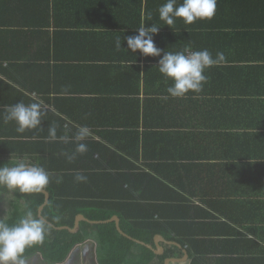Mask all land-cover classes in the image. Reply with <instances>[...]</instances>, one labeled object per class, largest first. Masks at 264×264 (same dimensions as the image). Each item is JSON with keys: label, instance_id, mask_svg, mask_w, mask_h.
Here are the masks:
<instances>
[{"label": "crops", "instance_id": "0c3cea01", "mask_svg": "<svg viewBox=\"0 0 264 264\" xmlns=\"http://www.w3.org/2000/svg\"><path fill=\"white\" fill-rule=\"evenodd\" d=\"M241 1L217 0L211 20L185 25L178 18L170 27L159 19L166 0H0V17H14L25 27L21 30L31 25L35 12L42 18V33H32L34 41L24 42L25 51L19 45L12 50H22L16 54L25 64L32 57L41 61L24 72L25 80L39 77L43 97L32 98L42 102L45 114L49 110L77 128L87 126L90 136L113 149L128 146L125 159L137 170H147L149 162L164 165L157 175L170 178L172 188L195 208H210L215 200L219 207L229 201L242 206L246 198L253 202L251 209L233 210L234 219L264 227V13L256 18L260 4L249 2L250 18L244 20ZM152 24L161 27L154 40L164 51L187 54L196 47L213 58L224 54L223 62L205 70L208 79L199 93L164 99L172 81L159 72V58L129 52L123 38L116 48L118 37ZM52 124L44 118L37 129L18 133L14 121L0 119L2 159L34 164L30 152L44 145ZM250 192L254 197L246 195ZM244 236L246 249L231 243L225 256L206 253V263L264 264V233L245 231ZM240 239V234L232 237ZM70 259L99 264L97 243L88 239L77 245L62 264ZM26 264L51 263L37 254ZM171 264H191L189 254Z\"/></svg>", "mask_w": 264, "mask_h": 264}, {"label": "trees", "instance_id": "16d2710c", "mask_svg": "<svg viewBox=\"0 0 264 264\" xmlns=\"http://www.w3.org/2000/svg\"><path fill=\"white\" fill-rule=\"evenodd\" d=\"M249 2L260 4L256 9V18L258 14L264 13V0H243L240 4H243L244 20L250 18L252 8ZM247 10L250 11L248 16ZM38 15L39 13L35 12L29 18L31 25L26 30H21L20 27L23 26L9 14L0 17L1 120H4L3 117L6 115L5 106L18 101L30 104L34 102L32 98L34 94L43 97L41 83L39 86L37 84L39 77L25 80L24 72L27 68L34 71L35 65H40L41 61L36 62L35 57H32L29 59L31 63L25 64L26 62L21 60H26L16 54L25 51L24 42L30 41L33 34L42 33L40 29L42 25L38 23L42 22V18L37 17ZM202 36L203 34H198L197 40H202L200 39ZM244 36L247 38L246 34ZM249 37L252 39L251 35ZM18 45L22 50H12V47ZM193 49L199 51L196 47ZM175 50L178 48L175 47ZM13 71L20 72L23 80H19ZM42 111L44 113L42 119L48 118L53 123L58 137L67 136L73 139L67 143L59 139L51 141L46 133L44 145L37 146L36 149L34 146L30 152L35 156L34 164L41 165L51 174L50 183L44 189L49 193L50 200L42 212V216L48 222L45 223L49 226V233L43 244L26 249L25 259L39 254L48 263L62 264L77 245L92 239L97 243L99 264H165L166 259L184 257L183 250H187L191 264H207L206 253L214 251L217 255L225 256L231 243L239 242L246 249L242 242L245 231L254 235L264 233L262 225L246 224L234 219L235 210L248 212L251 209L250 205L253 202L246 198L242 206L240 201L233 203L229 201L224 206L221 202L222 206L219 207L216 205L218 200H215L210 204V208H195L189 204L186 194L172 188L170 178L157 175L164 165L149 162L147 170H137L135 162L125 159L130 155L124 149L128 146L119 144L113 149L97 141L93 136L82 141L87 145V151L83 154L77 153L75 151L77 142L74 140L77 127L52 111L47 110L45 114L43 106ZM21 151L26 153L27 148ZM2 158L0 155V165H12ZM77 174L86 176L87 179L77 181L75 179ZM0 188L2 194L9 195L10 206L7 212L9 216L5 218L0 213V219H5L9 224L16 223L24 214L25 205L40 218L38 210L45 202L43 193L22 194L18 191L11 192L5 187ZM261 191H264V188H261ZM246 195L254 197L251 192ZM235 206L238 208L234 209ZM260 212L264 213V210ZM80 214L91 221H107L117 216L121 229L134 240L155 248V236L161 235L166 241L177 243L181 248L174 244L162 243L165 253L156 255L146 246L122 236L114 222L102 224L82 222L80 231L76 234L55 228L73 229L75 219ZM236 234L241 235L240 240H232Z\"/></svg>", "mask_w": 264, "mask_h": 264}, {"label": "clouds", "instance_id": "9594fccd", "mask_svg": "<svg viewBox=\"0 0 264 264\" xmlns=\"http://www.w3.org/2000/svg\"><path fill=\"white\" fill-rule=\"evenodd\" d=\"M217 0H166L158 9L159 19L167 26H173L176 19H182L185 25H191L198 20H211L216 12ZM161 27L155 24L141 26L135 29L132 35H123L116 40V48L122 47V38L126 48L131 53H139L143 57H158L159 72L168 80L171 86L166 89L168 96L173 98L184 97L189 92L199 93L208 77L204 74L206 69L219 65L224 61L222 52L213 58L207 50L187 52H167L157 47L154 35L158 34ZM42 102L35 100L30 104L18 101L5 106V121H14L18 133L34 130L41 126ZM91 135L87 126H79L74 136L77 142L75 151L83 154L87 145L82 141ZM48 139H57L67 143V136H57V129L50 125ZM71 159V157H69ZM51 174L38 164H28L24 161L13 162L11 166L0 165V187L22 194L40 193L50 183ZM77 181H85L86 176L77 174ZM49 233V226L44 220L38 218L32 209L25 205V212L20 219L9 224L5 219H0V264H26L24 253L26 249L44 243Z\"/></svg>", "mask_w": 264, "mask_h": 264}, {"label": "water", "instance_id": "95a60500", "mask_svg": "<svg viewBox=\"0 0 264 264\" xmlns=\"http://www.w3.org/2000/svg\"><path fill=\"white\" fill-rule=\"evenodd\" d=\"M40 193H43L44 195H45V202L43 203V205H41L40 206V208H39V210H38V215H39V217L42 219V220H44L46 223H48L47 222V220L46 219H44V217L42 216V212H43V210H44V208L48 205V203H49V198H50V195H49V193L46 191V190H42ZM82 222H89V223H93V224H102V223H115L116 224V227H117V229H118V231H119V233L122 235V236H124V237H126V238H128V239H130V240H134L133 238H131L130 236H128L122 229H121V227H120V219L117 217V216H114V217H112L111 219H109V220H107V221H91V220H89L88 218H86L84 215H82V214H80V215H78L77 217H76V219H75V226H74V228L73 229H71V228H69V227H55L57 230H68V231H70L71 233H74V234H76V233H78L79 231H80V225H81V223ZM50 224V223H49ZM51 226H53L54 227V225H52V224H50ZM137 244H140V245H143V246H146L147 248H149L150 250H152V251H154V253L156 254V255H164V253H165V249H164V247L161 245V243H165V244H174V245H176V246H178V247H180L181 248V246L179 245V244H177V243H174V242H169V241H166L163 237H161V236H156L155 237V240H154V242H155V245H156V248H154V247H152L151 245H148V244H145V243H143V242H141V241H138V240H134ZM183 252H184V257L182 258V259H166L165 260V264H171V263H173V262H180V261H183V260H185V259H187L188 258V253H187V251L186 250H183Z\"/></svg>", "mask_w": 264, "mask_h": 264}, {"label": "rangeland", "instance_id": "374dc122", "mask_svg": "<svg viewBox=\"0 0 264 264\" xmlns=\"http://www.w3.org/2000/svg\"><path fill=\"white\" fill-rule=\"evenodd\" d=\"M0 190H1V188H0ZM11 192H13V191H11ZM15 192V191H14ZM6 196L7 195H4V194H2L1 192H0V213H1V215H3L5 218L6 217H8L9 216V213H7V212H9V209H10V206H9V202H8V199L6 198ZM9 207V208H6V207ZM89 241H91V240H89ZM37 255V254H36ZM88 257L90 258L91 256L90 255H88ZM88 257H87V261H89L88 260ZM84 258H85V256H84ZM36 259V258H35ZM33 260V259H32ZM74 259H70L69 260V264H77L78 262V259H76V260H74ZM71 262V263H70ZM47 263V262H46ZM87 264H91V263H88L87 262ZM94 264V263H93Z\"/></svg>", "mask_w": 264, "mask_h": 264}]
</instances>
